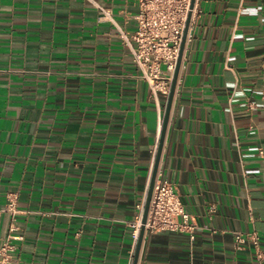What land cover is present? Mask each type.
Returning <instances> with one entry per match:
<instances>
[{"label": "crops", "instance_id": "obj_1", "mask_svg": "<svg viewBox=\"0 0 264 264\" xmlns=\"http://www.w3.org/2000/svg\"><path fill=\"white\" fill-rule=\"evenodd\" d=\"M195 7L158 173L198 230L145 232L138 264H264V0ZM137 13L130 0H0L12 264H133L168 100L152 96L119 33L135 31ZM255 231L259 249L236 250V234Z\"/></svg>", "mask_w": 264, "mask_h": 264}, {"label": "built area", "instance_id": "obj_2", "mask_svg": "<svg viewBox=\"0 0 264 264\" xmlns=\"http://www.w3.org/2000/svg\"><path fill=\"white\" fill-rule=\"evenodd\" d=\"M130 1L138 6V13L134 17L137 27L131 34L119 29L122 41L130 50L132 61L141 71L142 78L149 84L152 96L155 99L168 98L186 22L191 12V0ZM100 9L106 16L108 15L103 8ZM196 12L194 6L189 31ZM188 40H190L189 33ZM145 205L146 198L137 206L139 214L131 226L135 244L138 242L142 227ZM211 211L214 212V208ZM18 213V197L16 194H9L6 204L0 207V219L7 216L10 220L7 234L0 242V264L13 262L17 250L14 240L18 230L15 224ZM197 230V225L192 216L185 211L174 186L158 173L145 232L186 233L190 240H194ZM260 241V235L256 231L246 235L238 233L235 236V247L236 250L241 251L246 244H249L258 250ZM257 258L262 260L263 255L259 253Z\"/></svg>", "mask_w": 264, "mask_h": 264}, {"label": "water", "instance_id": "obj_3", "mask_svg": "<svg viewBox=\"0 0 264 264\" xmlns=\"http://www.w3.org/2000/svg\"><path fill=\"white\" fill-rule=\"evenodd\" d=\"M195 3H196V0H191V6H190L191 12L189 13L188 19L186 22V26H185V30H184V34H183V38H182V43H181L180 50H179V57H178L177 65H176L175 72L173 75L172 86H171L170 94H169L168 100H167V108H166V112H165V116H164V121H163V126H162L159 146H158V151H157L155 165H154L153 172H152L150 188H149V192H148V196H147V200H146V205H145V210H144V214H143V219H142V227H141L138 242L136 245L133 264H138L139 259H140L143 240H144V236H145V224L147 222L148 213L150 210L151 198H152V194H153V189H154L155 181H156L157 174L159 171V165H160V161H161L166 130H167V126H168V122H169V118H170V113H171L174 97H175L176 90H177V84H178V80H179L183 56H184L185 47L187 44V38H188L190 23H191V19H192V11L194 9Z\"/></svg>", "mask_w": 264, "mask_h": 264}]
</instances>
